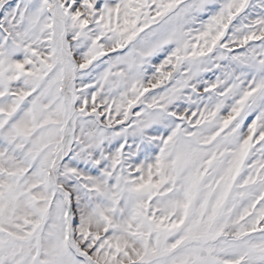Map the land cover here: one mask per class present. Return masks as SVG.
Instances as JSON below:
<instances>
[{"label": "snow or ice", "instance_id": "1", "mask_svg": "<svg viewBox=\"0 0 264 264\" xmlns=\"http://www.w3.org/2000/svg\"><path fill=\"white\" fill-rule=\"evenodd\" d=\"M0 264H264V0H0Z\"/></svg>", "mask_w": 264, "mask_h": 264}]
</instances>
